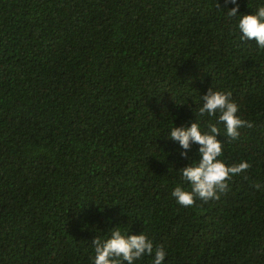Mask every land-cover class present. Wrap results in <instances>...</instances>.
Returning <instances> with one entry per match:
<instances>
[{"label": "trees", "instance_id": "trees-1", "mask_svg": "<svg viewBox=\"0 0 264 264\" xmlns=\"http://www.w3.org/2000/svg\"><path fill=\"white\" fill-rule=\"evenodd\" d=\"M216 3L0 0V264H92L118 224L165 264H264V50ZM210 86L251 124L236 140L220 126L222 159L250 167L184 207L166 130L215 123L194 114Z\"/></svg>", "mask_w": 264, "mask_h": 264}, {"label": "clouds", "instance_id": "clouds-1", "mask_svg": "<svg viewBox=\"0 0 264 264\" xmlns=\"http://www.w3.org/2000/svg\"><path fill=\"white\" fill-rule=\"evenodd\" d=\"M216 4L217 8L225 10L226 20L242 42L255 40L256 46L264 50V0H257L254 10L247 5L252 9L250 13L240 11V0H224V7ZM239 113L240 105L232 99L230 91L214 90L210 86L205 94L200 95L198 111L194 114L201 118H215V123L209 120L206 126H202L195 118L190 124L176 126L174 119L178 117L173 118L174 126L166 130V135L178 144V154L187 160L186 165L177 171L188 188L177 183L171 192L177 204L188 207L197 199L204 202L219 199V194L228 189V181L250 167L246 160L228 164L222 159L224 146L218 138L222 135L220 126H223V134L232 140L239 138L242 127H251ZM193 145L198 148L190 154ZM255 187L259 190L264 186L257 183ZM118 225L110 228L105 237L96 236L92 241V264H137L145 257H151V264H165L168 255L165 247L155 246L143 231L132 234L128 226Z\"/></svg>", "mask_w": 264, "mask_h": 264}]
</instances>
